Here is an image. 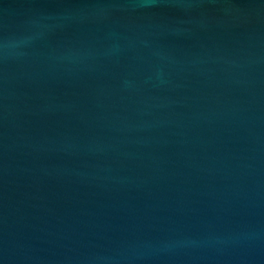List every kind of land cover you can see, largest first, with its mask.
Instances as JSON below:
<instances>
[{
    "label": "water",
    "instance_id": "95a60500",
    "mask_svg": "<svg viewBox=\"0 0 264 264\" xmlns=\"http://www.w3.org/2000/svg\"><path fill=\"white\" fill-rule=\"evenodd\" d=\"M0 264H264V0H0Z\"/></svg>",
    "mask_w": 264,
    "mask_h": 264
}]
</instances>
